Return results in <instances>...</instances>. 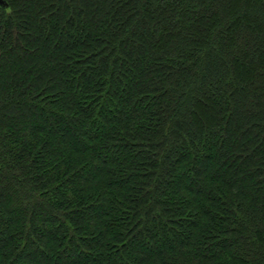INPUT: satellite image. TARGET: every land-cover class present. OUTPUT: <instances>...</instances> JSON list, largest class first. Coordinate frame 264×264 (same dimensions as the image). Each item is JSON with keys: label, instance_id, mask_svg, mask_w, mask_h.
Here are the masks:
<instances>
[{"label": "trees", "instance_id": "16d2710c", "mask_svg": "<svg viewBox=\"0 0 264 264\" xmlns=\"http://www.w3.org/2000/svg\"><path fill=\"white\" fill-rule=\"evenodd\" d=\"M0 4V264H264V0Z\"/></svg>", "mask_w": 264, "mask_h": 264}, {"label": "water", "instance_id": "95a60500", "mask_svg": "<svg viewBox=\"0 0 264 264\" xmlns=\"http://www.w3.org/2000/svg\"><path fill=\"white\" fill-rule=\"evenodd\" d=\"M0 4L5 5V6L8 7V4H7V2L5 0H0Z\"/></svg>", "mask_w": 264, "mask_h": 264}]
</instances>
